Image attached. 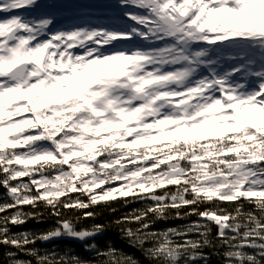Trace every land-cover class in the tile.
Returning <instances> with one entry per match:
<instances>
[{
  "label": "snow or ice",
  "instance_id": "obj_1",
  "mask_svg": "<svg viewBox=\"0 0 264 264\" xmlns=\"http://www.w3.org/2000/svg\"><path fill=\"white\" fill-rule=\"evenodd\" d=\"M0 188V264H139L64 215L130 201L149 264H264V0H0Z\"/></svg>",
  "mask_w": 264,
  "mask_h": 264
},
{
  "label": "trees",
  "instance_id": "obj_2",
  "mask_svg": "<svg viewBox=\"0 0 264 264\" xmlns=\"http://www.w3.org/2000/svg\"><path fill=\"white\" fill-rule=\"evenodd\" d=\"M64 17V16H63ZM6 196V191L0 188V198ZM85 199H87L85 197ZM207 205L202 206L205 207ZM145 207L143 202L130 201L128 203L123 202H112L111 208H105L103 206H94L89 209L90 211L95 212L93 218H83V213L81 211L72 210L65 212V217L72 219L78 230L87 229L90 230L94 224H103L105 225V230L102 234L96 236L93 240H88L85 243L91 244L95 243L101 248H106L108 245H111L117 249H120L125 254L135 258L139 264H149L148 260L142 255L136 247L131 246L127 239H125L121 233L120 226L116 225L114 221L122 217L124 214L131 213L134 210L142 209ZM112 208L115 211H112ZM28 210L27 208L25 209ZM43 212L44 210L41 209ZM198 218L196 216H189L186 219H176L170 218L165 222H157L154 227L157 229H163L168 227H180L182 225L190 224L196 221ZM58 226L57 218L51 216L49 213L44 212L43 218L40 221L37 220H28L24 225L13 227L12 232H33V233H43L48 230L53 229ZM216 229L213 227L212 236L215 237ZM85 243H82L75 239L69 238H58L49 242L36 241L32 247H35L40 250L41 254L46 252H57L63 254L69 252L70 254L78 255L81 259L91 260L92 253L85 248ZM8 249L0 248V254L6 253ZM14 251V249H13ZM206 252H209V249H205ZM221 251H223L221 249ZM18 259L22 260H31L32 264H36V261L33 257L27 256L24 254H19ZM210 264H221V258L215 255L210 256Z\"/></svg>",
  "mask_w": 264,
  "mask_h": 264
},
{
  "label": "rangeland",
  "instance_id": "obj_3",
  "mask_svg": "<svg viewBox=\"0 0 264 264\" xmlns=\"http://www.w3.org/2000/svg\"><path fill=\"white\" fill-rule=\"evenodd\" d=\"M63 16H64V14H62V15H61V19H64V17H63Z\"/></svg>",
  "mask_w": 264,
  "mask_h": 264
}]
</instances>
